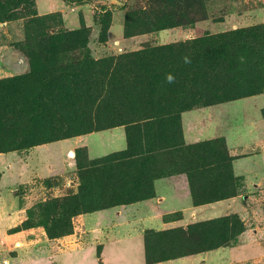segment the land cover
I'll return each instance as SVG.
<instances>
[{"label":"rangeland","instance_id":"rangeland-1","mask_svg":"<svg viewBox=\"0 0 264 264\" xmlns=\"http://www.w3.org/2000/svg\"><path fill=\"white\" fill-rule=\"evenodd\" d=\"M263 22L264 0H0V79L30 73L45 62L44 48L60 40L66 49L67 34L81 28L88 43L68 51L65 64ZM179 118L182 145L163 157L177 152L192 169L173 167L163 176L175 178L166 187L150 180L140 191L146 197L139 201L151 200L146 205L96 204L121 186L119 179L112 184L122 176L112 171L118 160L104 159L129 148L125 125L0 152V264H264V93L195 106ZM164 129H170L166 142L174 144L172 123ZM103 167L110 169L109 186L99 173L87 174ZM193 183L215 195L235 193L197 204ZM86 191L96 200L91 209L70 214L71 205L90 202ZM221 217L231 218L228 243L203 249L204 235L192 233V246L202 251L147 260V252L155 259L182 251V240L180 247L170 245L180 230Z\"/></svg>","mask_w":264,"mask_h":264},{"label":"trees","instance_id":"trees-1","mask_svg":"<svg viewBox=\"0 0 264 264\" xmlns=\"http://www.w3.org/2000/svg\"><path fill=\"white\" fill-rule=\"evenodd\" d=\"M67 36V48L61 47L59 39L57 44L51 42L42 50L45 62L33 65L30 73L0 79V152L125 125L129 148L104 159L118 160L112 163V171L118 169L122 176L118 175L112 184L116 186L119 179L121 186L111 193L104 192L96 203L102 208L143 199L146 196L140 191L148 188L149 181L171 175L173 167L192 169L186 168L187 161L176 151L163 157L167 148L182 145L180 112L264 93V22L181 43L88 60L83 65L63 61L68 51L85 47L89 33L81 28ZM169 123L174 127V144L164 137L170 130L164 129ZM142 129L147 130L144 135ZM174 154L181 159H174ZM78 166L82 171L80 158ZM94 169L87 174L99 173L100 182L109 186L110 169ZM149 187L153 189L151 184ZM234 193L222 190L215 195L192 184L197 204ZM88 198L90 202L83 200L87 203L83 208H79L78 202L71 205L69 213L89 211V203L96 200L89 193ZM230 223L231 218L221 217L190 226L188 231L180 230L170 245L175 249L182 240V251L174 250L173 254L155 259L147 252V260L162 261L224 245L233 236ZM70 230L69 220L65 231ZM215 231H219L218 236ZM198 232L204 235L202 250H196L188 236Z\"/></svg>","mask_w":264,"mask_h":264},{"label":"crops","instance_id":"crops-1","mask_svg":"<svg viewBox=\"0 0 264 264\" xmlns=\"http://www.w3.org/2000/svg\"><path fill=\"white\" fill-rule=\"evenodd\" d=\"M174 177H160V178H157L156 180H155V186H156V188H158L159 186H164V187H166V186H169L171 183V181L173 182L174 181ZM170 181V182H169ZM162 186V187H163ZM156 194H157V196H160L162 193H160V190H158L157 189V191H156ZM162 197L164 196V195H161ZM175 199H178V198H175ZM157 200H158V198H157ZM151 201V200H150ZM150 201H148V200H142V201H138V202H136V203H132V205L131 206H133V205H141L142 203H143V205H146L147 203H149ZM110 211V210H109Z\"/></svg>","mask_w":264,"mask_h":264}]
</instances>
